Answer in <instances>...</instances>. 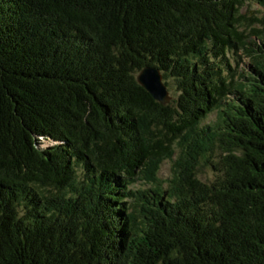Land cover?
Returning a JSON list of instances; mask_svg holds the SVG:
<instances>
[{
  "label": "trees",
  "instance_id": "trees-1",
  "mask_svg": "<svg viewBox=\"0 0 264 264\" xmlns=\"http://www.w3.org/2000/svg\"><path fill=\"white\" fill-rule=\"evenodd\" d=\"M249 1L0 0V264H264ZM147 67L171 103L139 84Z\"/></svg>",
  "mask_w": 264,
  "mask_h": 264
},
{
  "label": "rangeland",
  "instance_id": "rangeland-1",
  "mask_svg": "<svg viewBox=\"0 0 264 264\" xmlns=\"http://www.w3.org/2000/svg\"><path fill=\"white\" fill-rule=\"evenodd\" d=\"M244 14H247L248 12H250L252 14V16H258L259 19L264 20V6L259 4V0H250L248 2L247 5H245V7L242 9ZM239 55L241 56H236V55H232L229 54V58H230V63L232 65L233 68H241L243 70H245L247 68V63H249V59L247 57H245L242 53H240ZM165 82L167 83V87H168V92L170 97L172 98V101L174 98H176L177 92L175 91V86H174V82L172 81L171 78H168L165 80ZM214 119V116L212 115L210 117V119H208L205 123H207L208 121ZM170 175V163L168 161H165L162 166H161V170L160 173L158 174V178L161 180H164L166 178H169ZM213 172L211 171V168L209 165H207L206 160L202 161L200 163V166L198 168V176L197 178L207 182V181H212L213 180ZM143 184L137 182L135 183L134 187H142Z\"/></svg>",
  "mask_w": 264,
  "mask_h": 264
},
{
  "label": "water",
  "instance_id": "water-1",
  "mask_svg": "<svg viewBox=\"0 0 264 264\" xmlns=\"http://www.w3.org/2000/svg\"><path fill=\"white\" fill-rule=\"evenodd\" d=\"M137 80L143 89L147 91L159 104L167 105L172 102L168 87L165 84L162 72L156 67H147L140 74Z\"/></svg>",
  "mask_w": 264,
  "mask_h": 264
}]
</instances>
